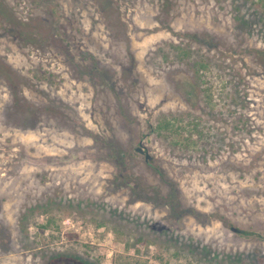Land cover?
<instances>
[{
    "label": "rangeland",
    "instance_id": "rangeland-1",
    "mask_svg": "<svg viewBox=\"0 0 264 264\" xmlns=\"http://www.w3.org/2000/svg\"><path fill=\"white\" fill-rule=\"evenodd\" d=\"M0 264H264V0H0Z\"/></svg>",
    "mask_w": 264,
    "mask_h": 264
},
{
    "label": "trees",
    "instance_id": "trees-1",
    "mask_svg": "<svg viewBox=\"0 0 264 264\" xmlns=\"http://www.w3.org/2000/svg\"><path fill=\"white\" fill-rule=\"evenodd\" d=\"M169 125V123H167V122H163V123H161L160 125H159V127H162V128H167V126ZM176 131V130H175ZM169 136H170V134H169ZM121 155L123 156V155H125V153H121ZM173 209H177V206H176V204H175V206H174V208ZM180 212H181V216L182 215H185V214H191V215H194L196 218L197 217H199V218H203V215H200V214H203V213H200V212H195V211H193V209H191V208H189V207H183L182 205H181V208H180ZM200 213V214H199ZM203 221H204V218H203ZM205 223V222H204Z\"/></svg>",
    "mask_w": 264,
    "mask_h": 264
},
{
    "label": "water",
    "instance_id": "water-1",
    "mask_svg": "<svg viewBox=\"0 0 264 264\" xmlns=\"http://www.w3.org/2000/svg\"><path fill=\"white\" fill-rule=\"evenodd\" d=\"M135 150L140 153L143 154L145 156V159H149V154L147 152H144L143 149L141 147H136Z\"/></svg>",
    "mask_w": 264,
    "mask_h": 264
},
{
    "label": "flooded vegetation",
    "instance_id": "flooded-vegetation-1",
    "mask_svg": "<svg viewBox=\"0 0 264 264\" xmlns=\"http://www.w3.org/2000/svg\"><path fill=\"white\" fill-rule=\"evenodd\" d=\"M143 149V148H142ZM143 151L145 152V150L143 149Z\"/></svg>",
    "mask_w": 264,
    "mask_h": 264
}]
</instances>
